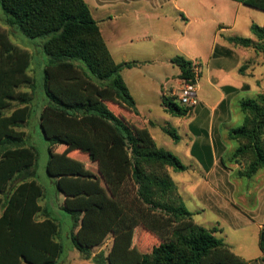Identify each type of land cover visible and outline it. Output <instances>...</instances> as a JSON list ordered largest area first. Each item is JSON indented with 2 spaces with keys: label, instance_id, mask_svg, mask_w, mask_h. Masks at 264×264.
<instances>
[{
  "label": "trees",
  "instance_id": "16d2710c",
  "mask_svg": "<svg viewBox=\"0 0 264 264\" xmlns=\"http://www.w3.org/2000/svg\"><path fill=\"white\" fill-rule=\"evenodd\" d=\"M233 1L264 12V0ZM0 7L8 27L40 41L49 57L44 69L47 105L40 113L50 147L47 169L66 196L63 210L78 228L72 241L82 259L94 264H249L218 237L220 229L194 222L170 173L189 167L160 148L147 129L110 108L135 110L122 72L139 64L114 60L86 1L0 0ZM251 32L256 40L227 41L264 57V25L253 24ZM31 61L30 52L0 29V264H56L64 254L60 224L40 204L46 190L36 180L38 150L28 145L22 130L36 113L34 94L21 90L34 86ZM171 62L180 68L179 79L192 78L190 60L176 56ZM163 106L180 118L196 109L181 107L165 94ZM240 109L244 122L229 131V138L239 143L234 158L248 163L243 176L253 178L264 170V94L242 100ZM163 130L180 141L175 129ZM207 142L197 140L192 149L206 169L212 161ZM72 152L88 155L98 172L84 169ZM138 227L159 240L151 253H138L119 241ZM111 234L115 240L109 254L93 256L92 250ZM260 246L264 251L263 234Z\"/></svg>",
  "mask_w": 264,
  "mask_h": 264
},
{
  "label": "rangeland",
  "instance_id": "374dc122",
  "mask_svg": "<svg viewBox=\"0 0 264 264\" xmlns=\"http://www.w3.org/2000/svg\"><path fill=\"white\" fill-rule=\"evenodd\" d=\"M177 2L179 6L187 11L186 14L191 17L190 21H186L181 13H177L172 7L170 8V6H165L161 9L153 5H150L149 11L146 7L142 6L147 10L146 12L140 7V10L142 9V18L139 19V21H135L137 25L134 23L128 24L129 21L127 19L121 18L120 22L114 27L115 32L120 34L119 39L121 38L119 44L116 47H112L116 59L123 60V53H128V58L130 60H140L151 56L159 58L160 55L165 57L171 54H173V56L182 55L181 51H183L191 58V62H200L201 65L203 64L202 71L206 72L209 66V57L213 51H216L217 44L221 43L222 33L228 36L253 38L250 29L252 22L259 26L264 24V12L239 4L233 0H177ZM151 4H153V2H151ZM6 18L7 16L0 7V29L8 31L11 41L17 46L28 50L31 54L32 61L28 72L34 79V86L24 85L21 87V90L23 92L33 93L34 97L31 103L41 110L45 101L44 69L48 63L49 57L41 49L40 41L30 40L17 28L8 27ZM235 20L236 25L234 24ZM221 23L231 26L234 25V27L229 29L227 33H224V31H219ZM146 30L149 32L147 36L145 35ZM138 35L139 37H136ZM130 36H135V40L129 41L128 38ZM235 47L237 48L238 46ZM247 49L252 53L250 54L252 60L243 66V70L246 74L252 68L250 70L252 89L250 94L244 95L243 97L246 99H255L258 95L264 94V57L261 54H257L252 48ZM168 67L160 60L154 66L150 65L142 70H133L129 72V76L126 75L131 88L136 92V96H138V105L135 107V111L138 113L140 119L135 118L131 113L117 105L110 104L109 106L115 113L122 114L123 118H125L124 115H126L133 121H136V124L138 126L140 125V127H143L141 120H145L144 122L146 124L148 121H153L157 124L156 127L147 125L155 143L160 148L173 153L192 170L186 173L174 172L172 170L170 172L172 179L176 185L178 184L177 187L180 195L182 193L184 196H187L186 190H190L192 186L194 188L195 182L201 180L200 173L195 171L199 164L195 160V157L191 155L195 142H193L194 134L190 131L191 121H193L196 116L197 118L194 121L197 126L206 129L210 120L214 116L217 118L219 114L225 116L231 113V115L237 116L239 113L240 117L243 118H245V115L240 109L236 108V100H232V96L229 97L227 112L223 110L224 108H221L217 110L221 113L217 112L212 114L206 108L202 107L200 113H198V106V108L192 110L187 117L180 118L167 114L164 110L163 97L160 94L161 85H159V83L168 82L167 88L169 89V87L176 82V77L174 78V76H177L180 72L179 67L174 64ZM142 75L151 78L150 82L146 79V82L142 83L140 81ZM200 84L202 87L199 89L198 96L202 101L208 99V102L212 103V99L215 101L219 97V94L207 84L206 78H203ZM180 87L181 85H179L175 91H178ZM144 89H146V91H144ZM163 127L175 129L177 135L180 137V141L176 142L163 130ZM22 128L29 131V135L26 137L28 145L35 146L39 153L38 163L34 167L35 172H37L36 180L44 186L48 193H52L54 187L53 180L47 173V164L49 160L47 143L40 131L33 133L35 129L34 122L27 125L24 124ZM221 138L223 141L230 144L226 135V127H222L221 129ZM222 155L223 162L221 163V157L218 155L217 164L225 170V173H223L224 176L226 175L228 179L232 180L242 179V185L249 184L251 182L250 179L244 178L242 174L247 169V161L235 159L233 156L234 148L226 149ZM72 158L76 162L81 163L84 169H88L92 173L98 172L96 166H93V164L97 163L92 162L89 156L88 162L90 166L80 161L83 158L81 156ZM263 172L264 170H260L257 175ZM251 180H254L255 183L261 180V182L263 181L264 183V177H256V175L251 178ZM16 183L17 182H14V185H16ZM45 201L46 199L43 198L40 203L44 204ZM187 202V207L190 210H196L197 207L200 206L193 200H187ZM211 206L212 205H205L203 207L205 208L204 212L196 215L195 221L198 225L209 228L215 222L214 216H218V213L211 209ZM57 216H59L58 218L60 220V222L58 221L60 224L58 240L64 246V254L56 264H94L92 260L87 262L83 261L80 256V251L72 241V235L77 229L74 227L73 221L72 223L64 221V218L70 217V215L65 211H58ZM40 218H42V216ZM256 235L257 233L254 229L247 233L248 246L257 247L258 241L254 240ZM118 239L130 250L138 251V253L141 254L151 253L153 248L159 244V240L143 227H138L130 233L123 234ZM231 240H235L233 235ZM113 243L114 240L112 237H108L103 245L92 250V254H99L103 251L105 255H108L112 249Z\"/></svg>",
  "mask_w": 264,
  "mask_h": 264
},
{
  "label": "crops",
  "instance_id": "0c3cea01",
  "mask_svg": "<svg viewBox=\"0 0 264 264\" xmlns=\"http://www.w3.org/2000/svg\"><path fill=\"white\" fill-rule=\"evenodd\" d=\"M85 1L89 5L91 13L100 27L102 36L114 60L117 63L138 62L139 64L137 67L131 69H125L122 72L123 78L129 88V91L135 100V107H136L138 105V96H136V92H134V90L131 88L129 84L127 78V76H129L130 74L129 72H132L133 70H142L143 68L150 65L154 66L160 60H162L167 67L169 65L173 66L171 60L176 56H173V54H171L170 56L167 57L160 55L159 58H156L155 56H151L149 58H144L140 60H130L128 58L129 54L123 53L122 56L123 60H117L112 50V47H116L121 41V38L119 39L120 34H117L115 32V28H114L115 25L120 22L121 18L127 19L129 21L128 24L134 23L135 25H137L135 21H139V19L142 18L141 10L144 9L145 12L147 11L142 6L146 7L149 11L150 5H153L155 7H160L161 9L164 8L165 6L166 7L170 6V8L172 7L174 11H176L177 13H181L184 19H186V21H190L191 17L186 14L187 11L184 8H182L177 4L178 3L177 0H85ZM151 2H153V4H151ZM140 7H142L141 10ZM234 24L236 25V20L234 21ZM253 24L255 23L252 22L251 26ZM233 27L234 25L231 26L221 23L219 31H224V33H227L229 29H232ZM145 32H146L145 35L147 36L149 32L147 30ZM136 37H139V35ZM229 37H238V36H228L222 33L221 41H220L221 43L217 44L218 46L216 51H213V53L210 55L208 60L209 66L206 72L202 71L199 80V89L202 87V85L200 84L201 80L203 78H206L207 84L219 94V97L215 101L214 99H212V103L208 102V99L206 98H205L206 101L203 100L204 101L203 102L199 97L200 105H199L198 113H200L202 107L206 108L212 114L217 112L219 113L220 111L217 110L221 108L222 109L224 108L223 110L227 112L229 106V97L231 96H232V100L234 101L236 100V108L240 109L241 101L246 99L243 96L251 93L252 83L250 82L251 79L250 70L252 68L248 71V73L245 74L243 70L244 68L243 66L252 60L251 59L252 56L250 55L252 53H250L251 51L247 48H242V47L236 48L235 45L230 44L227 41ZM252 39L256 40L254 36ZM128 40L134 41L135 36H130ZM181 54L182 55H177V56H182L185 59L191 61V58L188 57V55H186L183 51H181ZM180 73L181 71L178 73L177 76H174V78L176 77L175 78L176 82L173 83V85H171L169 89L167 88L168 82L159 83V85H161L160 94L162 97L164 94L169 97L173 96L172 94L175 93V89L178 88L180 85V81H181V79H179ZM146 79H148V81L150 82L151 78L142 75L140 81L142 83H145ZM153 84L155 83L153 82ZM144 91H146V89H144ZM46 105H47V100L45 97V101L43 103L41 110H39L37 106H35L36 108L35 115L33 116L32 120H29L25 125L34 122L35 129L33 130V133H37V131H40L42 137L45 139L47 143V150L49 153L50 147L45 136L42 133L41 125H40V113ZM131 114L135 118L140 119L138 113L135 110ZM196 118L197 117L195 116L193 121H191L190 123V131L194 134L193 142L194 141L196 142L197 140H201L202 143V140L206 139L208 141L207 143L210 145L212 161L208 169H206L200 163V161L197 158H195V160L199 164V166L197 165L195 171L200 173L201 180L195 182L194 188L192 186L190 190H186L187 196H184L181 193L184 204L187 207V203H188L187 200H193L196 201L198 205L201 206V207L200 206L197 207L196 210H190L187 207L189 211L193 213L194 215L193 220L195 223H196L195 221L196 215H199L202 212H204L205 208L203 207L205 205H212L211 209L215 210L218 213V216H214L215 222L209 227V229L211 228L220 229V232L217 234L218 237L222 238L235 254L240 256L242 259L246 260L249 264H264V251L261 249L260 246V238L262 234L264 235V183L263 181L261 182V180L259 182L256 181L257 183H255V181L251 180V178H247L250 179L251 182L247 185H242L243 182L242 179L232 180V179H228L226 175L224 176L223 173H225V170L219 167L217 164L218 155H220L221 163H222L223 162L222 154L226 149L234 148V152H235V150L238 148L239 143L229 138V131L231 129L238 128L239 126H241L244 122V118L240 117L239 113L237 114V116L231 115V113L225 116L219 114L217 118H215L214 116L210 120V122L208 123L209 125L208 127H206V129L197 126V124L194 121L196 120ZM141 121L143 127H140V125L138 126L136 124L137 122L132 120V122L138 128L147 129L149 132L150 130L147 125H150L151 127L157 126V124H155L153 121H148L147 124L144 122L145 120H141ZM222 127L224 128L226 127V135L228 140L230 141V144L223 141L221 138ZM22 129L23 131H25L27 137L29 135V131L25 128ZM205 133L207 134L206 137L204 136ZM59 148L60 147L57 146L53 147V149H55L56 151H58ZM71 156L75 158L79 156L83 157L82 160L80 161L90 166L88 162L89 158L86 154H81L79 152H72ZM93 166L94 167L96 166V169L98 170V164H93ZM190 171H192L191 168H189L186 172H190ZM47 173H48V169H47ZM35 174L37 175V172H35ZM259 176L264 177V172L259 175L256 174V177ZM51 178L53 180V185H54L53 191L52 193H48L46 191V194L44 196V199H46V201L44 204L41 203L40 204L44 211L49 213L52 217H54L60 222L57 213L58 211L64 212L63 205L66 196L58 191L56 187V179L53 177ZM244 178L246 177L244 176ZM64 221H69L70 223H72L73 218L71 216L65 217ZM76 229L78 231V228ZM252 229H254L257 233L256 237L254 238L255 241H258L257 247L255 246L250 247L247 245L248 244L247 233ZM77 231L74 232V234H76ZM232 235L235 237V240H231ZM108 237H112V239L115 240V236L113 234H111ZM95 255L96 254L93 253V256ZM83 261L87 262L89 260L83 259Z\"/></svg>",
  "mask_w": 264,
  "mask_h": 264
},
{
  "label": "built area",
  "instance_id": "2783aa9c",
  "mask_svg": "<svg viewBox=\"0 0 264 264\" xmlns=\"http://www.w3.org/2000/svg\"><path fill=\"white\" fill-rule=\"evenodd\" d=\"M191 74V79H181V87L173 94L177 104L188 109L197 108L200 105L198 96L199 80L202 74V65L200 62H192Z\"/></svg>",
  "mask_w": 264,
  "mask_h": 264
}]
</instances>
